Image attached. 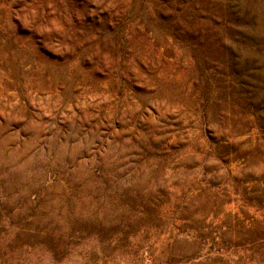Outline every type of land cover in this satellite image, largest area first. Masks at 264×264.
Wrapping results in <instances>:
<instances>
[{
  "label": "rangeland",
  "instance_id": "rangeland-1",
  "mask_svg": "<svg viewBox=\"0 0 264 264\" xmlns=\"http://www.w3.org/2000/svg\"><path fill=\"white\" fill-rule=\"evenodd\" d=\"M0 264H264V0H0Z\"/></svg>",
  "mask_w": 264,
  "mask_h": 264
}]
</instances>
